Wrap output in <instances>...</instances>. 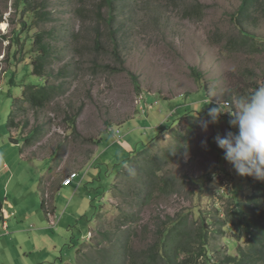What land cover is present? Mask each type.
<instances>
[{"label": "rangeland", "instance_id": "rangeland-1", "mask_svg": "<svg viewBox=\"0 0 264 264\" xmlns=\"http://www.w3.org/2000/svg\"><path fill=\"white\" fill-rule=\"evenodd\" d=\"M241 1L0 0V264H111L125 246L140 261L175 226L168 255L236 252L224 213L264 181L216 144L236 131L227 115L206 132L197 115L264 86V0L237 26ZM48 31L42 77L33 37ZM44 83L60 88L43 106L19 99Z\"/></svg>", "mask_w": 264, "mask_h": 264}, {"label": "trees", "instance_id": "trees-1", "mask_svg": "<svg viewBox=\"0 0 264 264\" xmlns=\"http://www.w3.org/2000/svg\"><path fill=\"white\" fill-rule=\"evenodd\" d=\"M255 1L256 0L241 1L237 12L233 15V21L237 26L241 25V17L250 12ZM104 2L110 5L111 0H104ZM52 34L53 31L39 32L33 37L34 49L39 53V56L32 62V73L35 75H43L45 60L52 50V46L46 38L50 40ZM59 88V85H52L49 83L29 85L22 90L19 99L27 102L30 106L41 107L57 93ZM256 88L257 87H254L247 95L254 92ZM183 114H185V111ZM8 125L9 127L13 126L12 116H10ZM257 183L259 185H255L259 187V191L250 194L247 200L236 197L233 200L232 210L225 211L224 213L225 223H229L235 227L240 238H244L243 244L237 246L234 254H230L227 251L223 256L215 258L212 262L210 261V257L208 259L206 258V264H264V184L263 182ZM0 207H2V201H0ZM176 228L178 227L175 226L173 230ZM173 230L167 231L166 236L163 238V240H165V242L163 241L164 244L160 246V248L158 247L155 254L151 253L149 258H143L139 261L131 254L129 255L127 253L128 255L126 256L128 259L125 260V255L123 254L128 250L127 246H125L122 251L117 252V255L112 258L111 264H159V262H163V264H197L195 259L186 260V258L183 257L177 258V252H175L178 247L177 242L174 244L173 253L170 255L166 253L168 250H166L165 243ZM175 231L176 230H174L173 233ZM178 233H181L180 229L175 232V234ZM204 248L206 250V244Z\"/></svg>", "mask_w": 264, "mask_h": 264}, {"label": "clouds", "instance_id": "clouds-1", "mask_svg": "<svg viewBox=\"0 0 264 264\" xmlns=\"http://www.w3.org/2000/svg\"><path fill=\"white\" fill-rule=\"evenodd\" d=\"M214 97L218 96L209 95L204 100L212 106L207 108L206 119L197 115L199 126L206 132L209 125L217 124L221 116L227 115L230 129L236 131L217 135L216 144L239 176L264 181V86L250 95L232 96L231 104L220 98L213 103ZM202 144L206 146V141Z\"/></svg>", "mask_w": 264, "mask_h": 264}, {"label": "built area", "instance_id": "built-area-1", "mask_svg": "<svg viewBox=\"0 0 264 264\" xmlns=\"http://www.w3.org/2000/svg\"><path fill=\"white\" fill-rule=\"evenodd\" d=\"M75 176H76V173H72L71 175H69L68 177H66V178L62 181V185H67V184H69ZM48 216H49V223H50V224H54V223H55L54 216H53V215L51 216L50 214H48ZM48 216H47V217H48ZM6 227H7V225H6V223H5V213H4V211H3V208L0 207V233H1L2 231L6 230Z\"/></svg>", "mask_w": 264, "mask_h": 264}, {"label": "water", "instance_id": "water-1", "mask_svg": "<svg viewBox=\"0 0 264 264\" xmlns=\"http://www.w3.org/2000/svg\"><path fill=\"white\" fill-rule=\"evenodd\" d=\"M9 141H10L11 143H14V144H17V143H18V141H17L16 139H14V138H10Z\"/></svg>", "mask_w": 264, "mask_h": 264}, {"label": "crops", "instance_id": "crops-1", "mask_svg": "<svg viewBox=\"0 0 264 264\" xmlns=\"http://www.w3.org/2000/svg\"><path fill=\"white\" fill-rule=\"evenodd\" d=\"M2 208H3V203H2ZM5 223H6L7 228H8L9 222L6 220V218H5Z\"/></svg>", "mask_w": 264, "mask_h": 264}]
</instances>
